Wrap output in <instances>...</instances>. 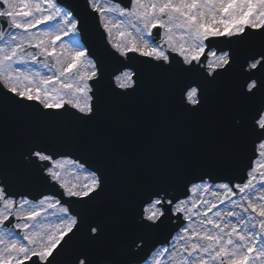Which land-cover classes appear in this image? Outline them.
<instances>
[{
  "label": "snow or ice",
  "instance_id": "1",
  "mask_svg": "<svg viewBox=\"0 0 264 264\" xmlns=\"http://www.w3.org/2000/svg\"><path fill=\"white\" fill-rule=\"evenodd\" d=\"M85 5L99 54L62 0H0V264H264V0ZM170 107L189 147L157 142Z\"/></svg>",
  "mask_w": 264,
  "mask_h": 264
},
{
  "label": "water",
  "instance_id": "2",
  "mask_svg": "<svg viewBox=\"0 0 264 264\" xmlns=\"http://www.w3.org/2000/svg\"><path fill=\"white\" fill-rule=\"evenodd\" d=\"M62 2L75 9L76 13L83 19L82 36L83 42L88 45L94 54H99L102 51V41L100 34L97 31L96 21L94 14H88L86 12L85 0H62ZM95 40V42L93 41ZM108 83V71H104V79L102 84L104 87ZM231 86V76L222 77L220 82V90L226 91ZM125 135L128 138L127 147L129 151H133L136 147V139L141 135V130L132 124H125L122 126ZM204 127L203 122L200 119L189 117L175 107H170L166 111V120L163 126L155 131V136L158 143L167 142L169 147H189V137L197 133ZM67 152L73 157H82L83 153L76 148H68ZM201 156L206 154V149L201 148ZM255 155L252 150V145L248 143L244 148L241 167L247 166L250 161H253ZM24 194L31 198L38 199L41 194H46L50 191H55V188L46 183L44 179L40 178L39 174H34L33 178L22 188H20ZM162 238V237H161ZM54 264H60V260L54 262Z\"/></svg>",
  "mask_w": 264,
  "mask_h": 264
},
{
  "label": "rangeland",
  "instance_id": "3",
  "mask_svg": "<svg viewBox=\"0 0 264 264\" xmlns=\"http://www.w3.org/2000/svg\"><path fill=\"white\" fill-rule=\"evenodd\" d=\"M114 40H118L119 38L114 34L113 35ZM257 165L264 164V158L259 157L258 160L256 161ZM64 176L66 182L69 184L76 183L78 181H84L87 179L86 174L84 173H78L74 169L69 168L67 172L62 173Z\"/></svg>",
  "mask_w": 264,
  "mask_h": 264
}]
</instances>
